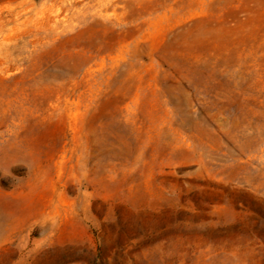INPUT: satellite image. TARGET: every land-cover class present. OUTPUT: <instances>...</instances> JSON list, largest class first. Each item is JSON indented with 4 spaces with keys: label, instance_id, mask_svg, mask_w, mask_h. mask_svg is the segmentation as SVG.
<instances>
[{
    "label": "rangeland",
    "instance_id": "1",
    "mask_svg": "<svg viewBox=\"0 0 264 264\" xmlns=\"http://www.w3.org/2000/svg\"><path fill=\"white\" fill-rule=\"evenodd\" d=\"M0 264H264V0H0Z\"/></svg>",
    "mask_w": 264,
    "mask_h": 264
}]
</instances>
